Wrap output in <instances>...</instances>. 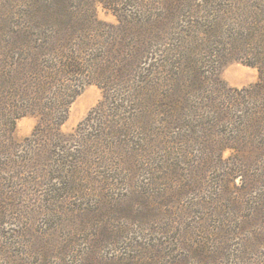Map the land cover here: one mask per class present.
Returning a JSON list of instances; mask_svg holds the SVG:
<instances>
[{"label": "rangeland", "instance_id": "374dc122", "mask_svg": "<svg viewBox=\"0 0 264 264\" xmlns=\"http://www.w3.org/2000/svg\"><path fill=\"white\" fill-rule=\"evenodd\" d=\"M47 1L0 0V35L16 21H45L48 26L55 15L35 19L27 12ZM121 1L69 0L67 4L89 6L98 27L106 28L118 24L116 4ZM139 1L145 3V10L159 12L170 22L177 37L174 42L179 44L183 36L185 50L199 48L198 67L204 65L201 72L206 77L213 71L226 87L236 89L249 88L261 79L264 83V73L249 65L252 43L264 38V0H232L229 8L218 5L211 15H220L216 21L225 34L223 43L215 47L205 45L214 44V34L209 36L205 28L212 21L211 9L202 0H197L199 9L179 2L168 17L166 7L171 3L165 7V0L131 3ZM11 28L15 27H6L7 33ZM79 78L78 93L68 104L58 133H94L105 127L110 134L109 145L80 165L91 173L83 180L49 177L36 150L21 147L43 120L39 114L10 113L17 109L10 102L3 106L14 127L7 140L6 127L0 124V140L13 146L0 147L1 162L10 166L9 171L0 166V264H264V126L258 114L236 117V123L249 121L256 127L262 143L254 152L245 146L226 147L233 145L238 127L226 126L204 137L208 125L197 120L208 102L198 87L177 94L171 127L155 123L161 134L142 123L143 118H138L139 123L130 120L124 129L129 113L124 102L119 105L122 91L111 89L112 95L104 98L98 81ZM208 83V78L201 81L203 87ZM249 91L248 98L246 93L233 95L240 103L263 107L264 93L253 87ZM113 135L117 137L112 139ZM205 142L211 148L209 160H202L209 152ZM68 145L69 149H56L61 155L69 153L59 163L67 174L73 169L77 146L73 141ZM32 156L34 160L29 159ZM52 201L63 208L54 210Z\"/></svg>", "mask_w": 264, "mask_h": 264}, {"label": "trees", "instance_id": "16d2710c", "mask_svg": "<svg viewBox=\"0 0 264 264\" xmlns=\"http://www.w3.org/2000/svg\"><path fill=\"white\" fill-rule=\"evenodd\" d=\"M183 1L196 9L200 8L201 3L211 9L208 16L212 21H208L205 28H209V36L214 34L212 40L214 44L211 42L207 44V42L205 45L215 47L216 43H223L225 33L221 34V30L219 32V21H216L220 15L212 16L211 14L223 4L227 8L232 7V0H202L201 3L197 0H165L162 2L164 7L165 3L167 5L171 3L169 7H166L171 8V12L166 10V17L169 13L172 16L179 2ZM131 2L122 0L116 4L118 7L116 26L98 27L89 11L91 9L89 6L77 8L67 4L70 3L69 0H48L44 6L35 5L31 10L32 6L27 10L29 18L37 19L49 13L55 15L48 26L45 27V21H31V24L16 21L13 26L6 25L2 29L0 35V124L6 127L3 134L6 139L9 140L14 127L13 121L3 110V106L10 102L13 108H17L10 113L18 111L21 114H39L43 120L42 124L36 125L32 135L26 137L21 147L33 150V153L36 150V158L38 157L39 161L46 166L45 171L49 177L65 178L66 175L68 180L75 178L83 180L90 175L89 170L79 169L80 165L90 161V156L95 151H100L103 145L104 147L106 144L109 145V132L102 127L94 133L90 131L85 134L58 133V125L66 118L67 106L78 93L79 89L75 86L80 85L79 77H82V79L98 81L103 87L104 98H108L111 89H113L112 92L122 91V94L118 96L121 101L119 105H123L124 102L129 113L126 118L129 121L124 122V129H128L130 120L139 123L138 118H143L142 123L152 127L156 132L162 128L156 127L155 123H165L166 128H169V123L172 125L171 116L175 110L177 94L182 95L183 92H191L192 87H198L202 93L206 94L208 102L207 110L197 120L200 124L208 125L206 128L208 132L204 133V137L208 133L225 130L226 126L230 129L238 127L237 135L233 136V145L226 144V147L239 150L245 146L247 149L253 148L252 152H254V148L262 143L256 127L248 120V124L245 125L236 123V117L243 119L258 114L261 126H264V106L256 108L248 106L254 102L240 103L233 94L236 92L244 96L246 93L248 98L250 87L264 93L263 80L249 88L236 89L226 87L213 71H210L206 77L201 72V67L204 65L198 67V64L202 63L200 55L197 54L199 48L185 50L183 36L178 38L179 44L174 42L177 37L173 35V26L168 20L159 16V12L145 10V6L142 5L145 3L139 1L133 5ZM173 2H175L174 6H172ZM61 18L68 21L61 22ZM6 27L15 28H11V32L7 33ZM251 49L254 56L249 65H256L263 75L264 38L259 37L257 41H254ZM204 78H208L209 82L206 87L201 85ZM262 102H264L263 98ZM236 110L241 111L242 114L236 112V116L232 118ZM161 133L158 132V134ZM115 137L117 136L113 135L112 139ZM227 138L228 136L223 140ZM103 140L104 142L100 143ZM71 141L77 146L73 169L67 174L64 173L63 165L59 163L67 159L69 153L65 151V154L61 155L56 149H69L68 144ZM7 145L8 148H13L6 143V140H0L1 148H7ZM204 147L209 148L207 150L209 152L204 153L202 160H209L211 154L209 143L205 142ZM29 159L34 160L35 157L32 156ZM1 164L5 166H2L4 167L2 169L8 167L5 171H9L10 166L7 163L0 160V166ZM51 203H54L52 204L55 206L54 210L63 208L58 201ZM48 209L52 207L48 206Z\"/></svg>", "mask_w": 264, "mask_h": 264}]
</instances>
